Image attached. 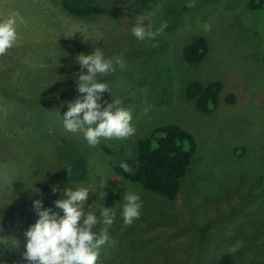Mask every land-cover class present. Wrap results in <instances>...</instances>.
<instances>
[{
  "label": "rangeland",
  "instance_id": "obj_1",
  "mask_svg": "<svg viewBox=\"0 0 264 264\" xmlns=\"http://www.w3.org/2000/svg\"><path fill=\"white\" fill-rule=\"evenodd\" d=\"M62 1L0 0V18L18 14L20 36L0 57V237L8 239L0 243V264L23 259L25 232L38 219L33 200L63 215L55 201L64 198L66 186L78 185L89 189L87 203L98 217L103 205L116 212L96 264H216L224 253L238 264H264V6L250 10L247 0H195L191 8L189 0H73L116 11L115 17H80ZM165 21L153 40L132 34L138 22L156 32ZM199 34L209 38L210 50L191 64L184 49ZM94 48L106 58L122 57L113 73L97 77L109 89L99 102L121 100L136 131L90 147L81 133L65 129L62 116L86 95L76 88L75 58ZM190 80L222 82L214 111H199L187 97ZM230 93L233 103L224 99ZM172 123L190 130L198 143L175 200L113 170L137 152L148 131ZM74 158L89 166L78 184L65 176ZM126 192L142 200L139 218L127 226Z\"/></svg>",
  "mask_w": 264,
  "mask_h": 264
},
{
  "label": "clouds",
  "instance_id": "obj_2",
  "mask_svg": "<svg viewBox=\"0 0 264 264\" xmlns=\"http://www.w3.org/2000/svg\"><path fill=\"white\" fill-rule=\"evenodd\" d=\"M195 6V0H189L186 4L189 8ZM17 15L13 13L0 18V57L5 56L20 39ZM167 26L165 21L156 32H152L138 22L131 31L140 41L146 38L153 40ZM156 46L158 44H153V47ZM75 59L80 65V71L75 76L76 88L86 95L82 101L69 103L68 110L62 116L65 129L81 133L90 147L99 146L101 139L123 140L134 135L136 129L131 123V111L121 106V100H112L106 106L99 102L100 94L109 89L97 77L113 73L115 65L123 63L122 57L106 58L100 48H94L90 54L80 53ZM120 167L134 174L135 169L129 164L121 162ZM57 190L58 185H53L52 191L55 193ZM62 191L64 198L57 199L55 207L62 210L63 215L43 207L42 200H33L38 219L25 232V250L21 254L23 259L14 264H96L100 249L109 243V228L114 223L116 212L103 205L98 209V217L93 205L87 203L90 191L85 186H66ZM35 193L40 194V190ZM104 196L105 193L101 198ZM123 200V222L127 226L139 218L142 200L139 194L132 192H126ZM97 225L101 227L94 231ZM0 243H8V239L0 237ZM11 245L18 247L19 242L12 239Z\"/></svg>",
  "mask_w": 264,
  "mask_h": 264
},
{
  "label": "trees",
  "instance_id": "obj_3",
  "mask_svg": "<svg viewBox=\"0 0 264 264\" xmlns=\"http://www.w3.org/2000/svg\"><path fill=\"white\" fill-rule=\"evenodd\" d=\"M156 0H141L143 4H151ZM63 7L75 16L107 15L116 16V11L96 2L79 4L73 0H63ZM250 10L261 9L264 0H247ZM210 50V40L206 35L193 36L186 44L184 57L191 64L202 62ZM223 84L220 81L204 84L198 80H190L186 85V95L194 100L197 109L203 113L214 111L221 100ZM225 102L236 101L234 93L227 94ZM198 143L193 133L179 124H162L154 127L137 143V152L129 157L119 159L114 165V172L128 182L139 184L144 189L175 200L182 187V179L191 170ZM121 162L135 169L134 174L125 172ZM89 170L87 161L74 158L65 166L68 181L81 183ZM94 231L99 229L95 228ZM216 264H238L232 253H224Z\"/></svg>",
  "mask_w": 264,
  "mask_h": 264
}]
</instances>
